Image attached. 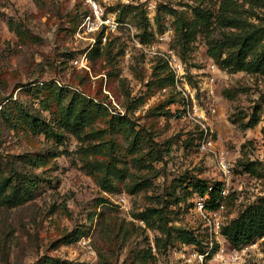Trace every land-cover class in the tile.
<instances>
[{"label":"rangeland","instance_id":"rangeland-1","mask_svg":"<svg viewBox=\"0 0 264 264\" xmlns=\"http://www.w3.org/2000/svg\"><path fill=\"white\" fill-rule=\"evenodd\" d=\"M100 2L131 23L140 39L145 12L149 21L145 34L152 30L153 35H146L148 40L143 42L153 41L159 50L173 48L181 57L188 78L198 88L196 101L201 108L191 110L205 117L202 121L212 133L214 148H200L199 123L182 116L179 94L169 84L167 90L161 89L159 77L170 70L165 60L136 46L127 27L110 34L107 41L111 39V44H100L98 54H91V47L87 61L75 62L83 44L72 30L87 7L83 0H0V107L9 98H17L53 122L58 116L54 101L50 111L42 108L40 100L56 85L68 88L69 95L79 92L106 108L86 128L87 133L100 131V137L64 131L62 143L24 125H12L11 116L0 112L1 175L15 170L21 177L30 172L38 186L34 197L23 203L11 205L0 200V264H46L51 258L57 264H185L179 257L182 242L173 240L166 251L158 248L153 241L158 231L141 229L145 225L134 214L154 204V194L179 193L177 183L182 178L221 180L216 164L220 151L234 163L227 183L230 195L221 212L224 222L264 194V74L229 71L209 56L207 29L183 44L172 14L162 11L161 25L155 20L159 5L167 4L191 17V4L214 9L218 0ZM158 58L166 65L163 70L155 68ZM210 59L219 69L213 94L208 96L197 83L204 85ZM170 97L174 100L161 107L160 103ZM114 103L124 110L133 129L117 123L114 116L120 113L115 112ZM255 105L260 107L258 122L246 127L244 122ZM135 130L140 138L136 147L132 146ZM94 144L106 153H92L88 148ZM149 149L161 155L151 162L152 167ZM39 155H47L42 164L28 159ZM93 158L101 161V166H88L87 161ZM110 159L122 176L107 174ZM238 159L254 161L255 173L243 171ZM103 176L109 178L114 190L103 186ZM146 180L147 187L129 191L136 182ZM170 208L171 224L194 229L203 245L211 238L209 226L194 209L191 197ZM129 223L135 225V231ZM124 228L129 229L125 237ZM74 229H81L83 235L65 243L62 237ZM216 240L219 246L230 247L221 234L214 237ZM256 241L244 264H264V236Z\"/></svg>","mask_w":264,"mask_h":264},{"label":"trees","instance_id":"trees-1","mask_svg":"<svg viewBox=\"0 0 264 264\" xmlns=\"http://www.w3.org/2000/svg\"><path fill=\"white\" fill-rule=\"evenodd\" d=\"M215 6L214 9H211V7L206 5L203 6L198 3L191 4L192 16L188 17L183 15L177 8L163 4L156 8L155 20L161 25V12L172 14L174 16L176 32L183 44L190 43L195 39L198 32L207 29V53L209 56L219 60L222 66L226 67L229 71L243 70L248 73L264 74V0H218ZM86 11L87 9L85 8L82 12ZM118 18L121 19V15ZM78 20L79 18H77L72 31H74ZM143 20L144 31L141 35V40L146 41L148 40V36L146 35H153V31L150 30L145 34L149 24L145 12H143ZM12 25L10 23V26ZM214 30H217L216 34H213ZM104 44L106 46L111 44V39ZM100 48L101 45L98 41L91 48L90 53L98 54ZM157 62L155 68L159 67L163 70L166 67L165 63L161 61V58H158ZM153 74L155 75V71ZM159 80L162 86L170 84L172 82L171 71L169 70L163 76H160ZM173 100L174 98L170 97L166 103H160V106L164 107V105H167V103ZM51 101H54V105H56L58 111V116L55 117L53 122L51 119H45L32 112L17 98H9L6 103L1 105L0 112L4 113V115L11 116L12 125H24L32 132L43 133L47 137L60 143L64 141V131H69L78 136L81 134L101 136L100 131L87 133L86 128L91 125L102 109H106L102 103L96 102L92 98L86 97L76 91L69 95L68 88L56 85L54 87L52 86L49 95H43L41 97L40 103L42 108L52 111ZM7 106L9 109L6 108ZM259 112L260 107L255 105L249 118L244 122V126L252 127L256 125L259 119ZM114 117L117 118V123H121L122 126H129L131 129L134 128L125 113ZM137 133L135 130L134 137L132 138V146L135 147L140 139ZM88 149L94 154L106 153V150L101 148L99 144H94ZM148 154V163L150 166L151 162L161 159L158 150L153 151L149 149ZM46 156L39 155L35 158L29 157L28 159L33 161V163L39 160V163L42 164L45 162ZM87 163L90 167H98L102 164L101 161L95 158L88 160ZM238 164L241 165L243 171L252 174L255 173L254 161L238 159ZM116 167V164L110 159L106 166L107 174L112 172L115 175L118 174L119 177L122 176V174H119L121 169ZM2 171V167L0 166L1 201L15 205L34 197L38 186L30 172L23 173L19 177V173L15 170H12L14 172L6 176L1 175ZM13 178L17 180V183L13 181ZM108 179L107 176H103L101 183L106 189L114 190L115 186ZM186 180V178H182L177 183V185H180L182 192L176 193L174 190L166 192V195L154 194L152 195L154 204L146 205L134 214L136 218L143 219L145 222V226L141 227V229L154 228L158 231V234L154 235L153 238L154 245L162 248L164 251L168 250V245L173 240L182 242L183 244H193L200 250L204 247L202 243L203 239L194 229L170 223L172 220L170 216L172 212L171 205L178 206L182 201L189 199L194 192L204 193L207 188L208 181L206 179L197 176L192 177L187 180L186 186H182V182ZM148 185L149 182L147 180L136 182L129 188V191L135 192ZM189 186L190 189H188ZM219 188L220 183L217 181L213 189L209 191L208 208L216 207L217 202L215 200L218 197ZM129 224L133 228V231H135V225L133 223ZM122 227L120 225V230ZM128 230V228H124V237L127 235ZM83 233L81 229H74L65 234L62 240L65 243H70L80 238ZM220 233L231 246H238L264 236V194L244 205L234 217L222 224ZM145 239H148L147 235ZM149 255L151 254H148L147 257ZM45 263L57 264L58 262H55L51 258L46 260Z\"/></svg>","mask_w":264,"mask_h":264},{"label":"built area","instance_id":"built-area-1","mask_svg":"<svg viewBox=\"0 0 264 264\" xmlns=\"http://www.w3.org/2000/svg\"><path fill=\"white\" fill-rule=\"evenodd\" d=\"M83 2L87 6V11L81 12L73 31L74 38L82 43L83 46L82 52L78 57L74 58V61H87L88 50L98 41L100 44H103L107 41L110 34L119 33L121 26L127 27L128 30H130L131 40L136 46L143 47L146 52L158 55L165 60L172 73V82L169 86L179 94L181 99L179 108L183 112L182 116L188 117L196 123H199L201 128V136L199 139L200 148L213 150L214 142L212 133L206 128L202 121L205 117L202 116L201 113L191 110V108H201L196 101L198 88L188 78L185 63L176 51L170 47L164 50L161 48V50H159L156 48L153 41L143 42L135 34L133 30L134 27L131 23L119 19L113 11L107 10V6L103 5L100 0H83ZM218 69L214 60L210 59L205 81H203L204 85L200 86V82L197 83L199 89L206 90L208 96L213 94V84ZM167 86L168 85H164L161 89L165 91L168 88ZM114 105L116 107L115 112H119L120 114L124 113V110L117 103H114ZM212 110H214V108H212ZM216 164L222 177L221 180L207 182V188L204 193L194 192L191 196L194 209L209 226L211 238L204 243L202 250L196 248L193 244H182L179 257L185 264H244L245 257L248 254L247 252L250 251L252 246L257 244V239H255L238 246L230 245L229 248L225 249L224 245H218L217 240L214 242V237L216 238L221 234V226L225 223L221 216V212L225 207V199L229 195L227 183L234 171V163L223 151L216 154ZM217 181L220 183L219 194L215 200L217 205L214 208H208L209 191L213 189ZM136 220L140 224L145 225L143 219L136 218Z\"/></svg>","mask_w":264,"mask_h":264}]
</instances>
